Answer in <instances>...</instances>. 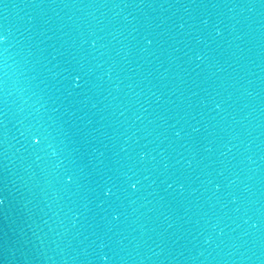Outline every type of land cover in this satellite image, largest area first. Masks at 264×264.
Wrapping results in <instances>:
<instances>
[{"label":"water","instance_id":"water-1","mask_svg":"<svg viewBox=\"0 0 264 264\" xmlns=\"http://www.w3.org/2000/svg\"><path fill=\"white\" fill-rule=\"evenodd\" d=\"M0 264H264V0H0Z\"/></svg>","mask_w":264,"mask_h":264}]
</instances>
